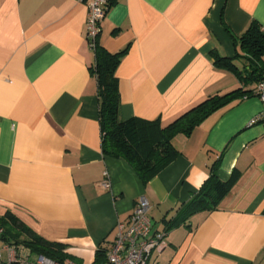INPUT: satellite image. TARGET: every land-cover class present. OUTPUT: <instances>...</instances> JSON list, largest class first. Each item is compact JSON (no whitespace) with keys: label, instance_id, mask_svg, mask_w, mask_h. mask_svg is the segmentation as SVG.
<instances>
[{"label":"crops","instance_id":"obj_1","mask_svg":"<svg viewBox=\"0 0 264 264\" xmlns=\"http://www.w3.org/2000/svg\"><path fill=\"white\" fill-rule=\"evenodd\" d=\"M110 1L97 42L126 49L115 71L122 120L166 126L208 96L251 93L174 134L177 153L144 182L126 159L102 151L86 4L0 0V215L9 210L90 264L140 196L152 231H165L216 163L220 180L234 176L228 192L165 231L147 264H264V119L250 124L263 105L256 82L242 83L212 57L243 68L235 38L252 20L264 32V0Z\"/></svg>","mask_w":264,"mask_h":264},{"label":"trees","instance_id":"obj_2","mask_svg":"<svg viewBox=\"0 0 264 264\" xmlns=\"http://www.w3.org/2000/svg\"><path fill=\"white\" fill-rule=\"evenodd\" d=\"M110 4L111 1L108 5ZM235 40L241 51L236 57L244 58L243 68H238L233 58L220 56L215 52L212 53L214 65L233 70L244 84L257 83L264 78V32L261 24L252 20ZM93 51L94 61L90 66V72L97 82L102 151L104 154L126 159L144 182L163 168L177 153L171 143L174 134L190 133L196 125L219 107L235 98L251 93L250 90H243L239 87L224 94L208 96L166 126H161L158 120L148 121L138 118L122 120L119 117L120 95L115 71L126 49L109 52L98 44L96 38ZM216 165L214 163L211 166L208 177L198 191L178 210L176 216L166 221V232L180 222H184L196 211H209L217 207L221 198L232 186L234 176L231 175L227 181L220 180L216 174ZM0 228L3 229L0 234L2 241L24 243L34 252L45 254L58 261L67 257L75 260L65 251V243L45 239L9 210L0 215ZM106 251L98 247L94 261L90 264L105 262Z\"/></svg>","mask_w":264,"mask_h":264},{"label":"built area","instance_id":"obj_3","mask_svg":"<svg viewBox=\"0 0 264 264\" xmlns=\"http://www.w3.org/2000/svg\"><path fill=\"white\" fill-rule=\"evenodd\" d=\"M86 4L88 16L86 21V37L93 49L100 31V22L104 18L110 0H78ZM262 102V110L250 124L264 119V78L256 83L253 91ZM103 185L109 186L107 172ZM150 205L146 197L140 196L129 217L116 225V235L106 251V260L100 264H147L152 252L160 251L165 245V231H152L149 218ZM3 229L0 228V234ZM2 250L6 252L3 259L0 253V264H77L70 257L62 261L55 260L45 254L34 252L24 243L3 241Z\"/></svg>","mask_w":264,"mask_h":264},{"label":"rangeland","instance_id":"obj_4","mask_svg":"<svg viewBox=\"0 0 264 264\" xmlns=\"http://www.w3.org/2000/svg\"><path fill=\"white\" fill-rule=\"evenodd\" d=\"M4 242L0 239V253L2 254L3 259L6 258V252L4 250H2V246H3Z\"/></svg>","mask_w":264,"mask_h":264}]
</instances>
